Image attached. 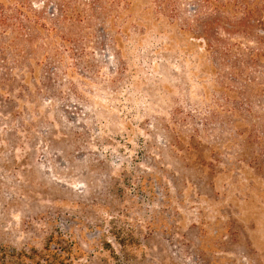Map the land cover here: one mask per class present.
Segmentation results:
<instances>
[{
	"label": "rangeland",
	"instance_id": "obj_1",
	"mask_svg": "<svg viewBox=\"0 0 264 264\" xmlns=\"http://www.w3.org/2000/svg\"><path fill=\"white\" fill-rule=\"evenodd\" d=\"M127 2L86 30L91 74L64 55L51 91L41 68L16 72L35 101L4 105L0 85V264H48L30 257L51 237L52 264H264V176L209 178L206 151L171 148L175 113L229 77L184 33L187 0L174 20Z\"/></svg>",
	"mask_w": 264,
	"mask_h": 264
},
{
	"label": "trees",
	"instance_id": "obj_2",
	"mask_svg": "<svg viewBox=\"0 0 264 264\" xmlns=\"http://www.w3.org/2000/svg\"><path fill=\"white\" fill-rule=\"evenodd\" d=\"M116 1L129 6L127 0ZM180 1L154 0V11L171 20L181 18ZM187 1L190 16L183 19L184 33L199 42L221 84L226 76L229 82L217 91L220 97L213 98L210 108L185 117L175 113L174 124L184 130L170 128L171 148L180 154L181 146L186 144L185 152L194 150L200 159L202 151H206L209 162L200 160L199 169L209 178L219 173L243 175L245 163L264 176V0ZM103 2L0 0V85L6 90L2 95L4 105L36 100L32 91L14 77L16 72L26 71L29 76H38L31 64L41 68L42 76H48L44 85L49 91L54 81L51 76H57L64 55L83 64L84 71L91 74L90 56L82 42L89 38L86 30L91 28V22L100 20L116 6L112 1L104 7ZM119 55L118 49L116 56ZM202 139L212 140L213 144L204 147ZM197 180L206 183L200 176ZM206 184L212 186L210 182ZM51 241L53 237L44 252H35L30 259L44 258L52 264L49 258L58 256L50 249Z\"/></svg>",
	"mask_w": 264,
	"mask_h": 264
}]
</instances>
